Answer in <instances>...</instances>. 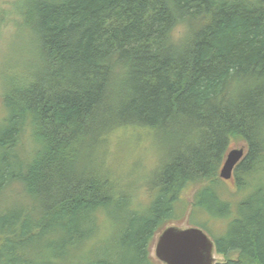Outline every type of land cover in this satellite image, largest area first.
Returning a JSON list of instances; mask_svg holds the SVG:
<instances>
[{"label":"trees","instance_id":"trees-1","mask_svg":"<svg viewBox=\"0 0 264 264\" xmlns=\"http://www.w3.org/2000/svg\"><path fill=\"white\" fill-rule=\"evenodd\" d=\"M17 13L41 65L4 96L0 264H158L155 236L187 215L217 264H264V0H25ZM126 129L168 151L146 210L104 158ZM240 144L230 188L220 171ZM104 213L119 233L89 248Z\"/></svg>","mask_w":264,"mask_h":264},{"label":"rangeland","instance_id":"rangeland-1","mask_svg":"<svg viewBox=\"0 0 264 264\" xmlns=\"http://www.w3.org/2000/svg\"><path fill=\"white\" fill-rule=\"evenodd\" d=\"M24 2L25 0H0V128L5 127L4 121L7 110L4 96L13 84L12 78H18L20 81L26 80L37 70L36 67L41 65L37 60L39 48L37 38L33 32L26 28L19 29L21 20L17 11ZM120 132L126 133L112 135L108 141L104 150L105 162L111 168L113 177H116L118 181L122 180L123 183H126L125 186L133 185V196L136 200L142 201V207L140 206L141 202L133 201L134 204L142 210H146L154 197V194L148 190L149 182L152 180L154 169L159 164L162 165L168 151L156 136L148 135L147 131L138 132L134 129H126ZM243 146L244 144H240L233 146V148ZM28 149L32 151V145L26 140L24 145L19 148V152L24 156L29 153ZM227 183L229 184L228 187L233 188L232 181H227ZM201 187L191 186L187 188L182 194L183 200L190 203L191 206L195 194ZM232 200L233 209H235L237 200ZM189 211L191 212V210ZM198 221L200 225L207 223L215 236L224 234L227 229L228 221L212 220L205 218V216H199ZM100 225L102 236L92 241L89 248L102 249L107 247L119 233L118 226L109 213H104ZM169 225L181 229L195 227L189 224V215L181 222ZM160 234L155 236L151 247V256L158 264L162 263L155 258V246ZM206 234L212 240L215 239L210 232H206ZM215 258L217 262L225 261L217 253ZM231 258H238V253H234Z\"/></svg>","mask_w":264,"mask_h":264},{"label":"water","instance_id":"water-1","mask_svg":"<svg viewBox=\"0 0 264 264\" xmlns=\"http://www.w3.org/2000/svg\"><path fill=\"white\" fill-rule=\"evenodd\" d=\"M245 154V147L230 149L220 178L232 181L234 171ZM215 254L214 241L198 227H168L159 235L155 246V258L162 264H216Z\"/></svg>","mask_w":264,"mask_h":264},{"label":"clouds","instance_id":"clouds-1","mask_svg":"<svg viewBox=\"0 0 264 264\" xmlns=\"http://www.w3.org/2000/svg\"><path fill=\"white\" fill-rule=\"evenodd\" d=\"M183 30L182 25H177V27L173 30V37L179 39L178 33H180Z\"/></svg>","mask_w":264,"mask_h":264},{"label":"bare ground","instance_id":"bare-ground-1","mask_svg":"<svg viewBox=\"0 0 264 264\" xmlns=\"http://www.w3.org/2000/svg\"><path fill=\"white\" fill-rule=\"evenodd\" d=\"M39 40V39H38ZM40 49V48H39Z\"/></svg>","mask_w":264,"mask_h":264}]
</instances>
